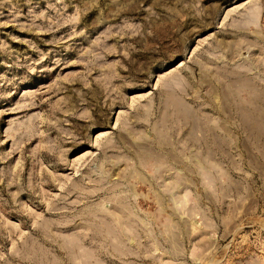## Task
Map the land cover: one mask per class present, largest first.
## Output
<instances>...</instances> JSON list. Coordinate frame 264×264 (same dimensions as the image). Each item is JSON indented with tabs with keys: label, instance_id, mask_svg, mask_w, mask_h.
Instances as JSON below:
<instances>
[{
	"label": "rangeland",
	"instance_id": "rangeland-1",
	"mask_svg": "<svg viewBox=\"0 0 264 264\" xmlns=\"http://www.w3.org/2000/svg\"><path fill=\"white\" fill-rule=\"evenodd\" d=\"M0 264H264V0H0Z\"/></svg>",
	"mask_w": 264,
	"mask_h": 264
}]
</instances>
